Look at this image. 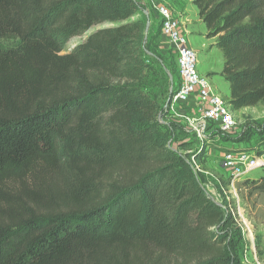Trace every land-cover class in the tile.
<instances>
[{
  "label": "trees",
  "instance_id": "obj_1",
  "mask_svg": "<svg viewBox=\"0 0 264 264\" xmlns=\"http://www.w3.org/2000/svg\"><path fill=\"white\" fill-rule=\"evenodd\" d=\"M191 1L230 110L264 107V0ZM136 3L0 0V264H239L229 202L171 148L142 88L158 78L145 54L159 57ZM241 186L264 195V178Z\"/></svg>",
  "mask_w": 264,
  "mask_h": 264
},
{
  "label": "rangeland",
  "instance_id": "obj_2",
  "mask_svg": "<svg viewBox=\"0 0 264 264\" xmlns=\"http://www.w3.org/2000/svg\"><path fill=\"white\" fill-rule=\"evenodd\" d=\"M178 2V7L176 8L181 15L182 22L185 23L186 29L189 32V42L190 46L197 53L198 73L207 78L216 93L223 99L227 100L230 95L223 89V87L215 86V84L210 80V72L205 74L208 68H211L215 72H222L223 69V56L220 50L212 47V42L210 43L205 51H202L201 36H199L198 26H202L203 30L206 31L204 24L200 23L198 20L197 8L192 4V7L187 11L182 0H176ZM138 12L131 19V21H142L147 25L146 12L149 13L150 23L154 21L156 23L153 27H149V32L146 36V42L150 45V52L157 54L151 58V56L145 54V60H148L157 71L158 78L151 75L147 83L143 85V90L153 95L159 102L161 107V114L159 115V124L161 130H167L166 126L163 124L165 110L167 109V103L170 98V94L173 90L180 86V80L177 72L176 66V55L175 53L166 57L165 67H163V58L157 53L159 50L158 45L160 38V21L156 15V9L153 8L151 4H142L139 0L137 1ZM188 18H193L194 24L190 25V21L186 20ZM199 22V25H195ZM152 25V24H151ZM157 25V26H156ZM115 26V24H105L101 26H96L92 28L88 33L71 38L67 43L62 54L70 53L74 48L83 44L87 38L95 33L96 31ZM191 31V32H190ZM159 35L156 40L155 36ZM205 41L208 39L205 38ZM210 41V40H209ZM206 44V42H204ZM7 46V44L4 43ZM149 52V51H148ZM169 75L174 78L177 77L176 82L171 83ZM225 80V79H224ZM224 82V81H223ZM226 82V81H225ZM172 85V86H171ZM237 118L241 122V126L235 132H224L214 127L212 124L210 126L209 135L207 138L197 140L192 133L184 132L181 125L180 132L175 129V135H171V148L173 150L180 151L183 156H188L191 159L192 156H199L200 160L198 164L206 172V174L200 176L204 181V188L208 196L215 200L218 204H221L224 198L229 202L232 212L236 217V226L233 227L234 233L232 238L238 243L237 255L239 264H264V258L259 259V253L257 252V245L259 249L264 254V195L260 194H250V187L241 186L242 182L246 180H260L264 178V169H256L249 174H247L236 186L239 201H236L232 194H230L229 189L226 188V184L229 180L230 172L225 168L224 156L229 152H240V151H260L261 146H264V107L259 109H248L236 114ZM182 142L183 143L182 145ZM220 180L226 190V193L219 194V182ZM239 188V189H238ZM56 196V195H55ZM56 202H58L56 200ZM156 253H152L154 258ZM144 261V260H143ZM159 264H163L162 261Z\"/></svg>",
  "mask_w": 264,
  "mask_h": 264
},
{
  "label": "built area",
  "instance_id": "obj_3",
  "mask_svg": "<svg viewBox=\"0 0 264 264\" xmlns=\"http://www.w3.org/2000/svg\"><path fill=\"white\" fill-rule=\"evenodd\" d=\"M155 9L160 21L161 36L167 38L175 48L180 80L177 92L171 96L170 112L186 123L189 132L197 140L208 137L211 124L224 132H235L241 126V122L230 110L225 99L216 93L210 81L198 73L197 53L190 46L189 32L182 22V17L164 4H157ZM223 161L225 168L230 172L229 192L236 201H239L237 183L250 172L264 169V146H261L260 151L226 153ZM190 162L195 173L206 174L198 164L196 156H192ZM218 182L223 193H226L222 182L220 180ZM229 210L232 212L230 205Z\"/></svg>",
  "mask_w": 264,
  "mask_h": 264
},
{
  "label": "crops",
  "instance_id": "obj_4",
  "mask_svg": "<svg viewBox=\"0 0 264 264\" xmlns=\"http://www.w3.org/2000/svg\"><path fill=\"white\" fill-rule=\"evenodd\" d=\"M137 1L138 0H136V2ZM139 1L142 4H144V5L151 4L153 6V8H155V6L157 4L167 5V6H169L175 12V14H177L178 16H181L180 15V12L176 9L178 7V5H179L176 0H139ZM182 1L184 2V5L186 7V10L188 11L192 7V1L191 0H182ZM145 14L147 16V20L150 23L149 13L146 12ZM191 19H193V18L186 19V20H189L190 21V25L189 26H191V25L194 24V21L191 20ZM153 23H154V21L150 23V26L151 27H153L156 23L158 24V22L154 23V25H153ZM198 23L199 22H196L195 25H199ZM198 29H199V36H201V39L203 41V42H201V44H202V51H205L207 49L208 45L210 44V43H207V42H212V44H213V43H215V40L214 39H211L209 41V39H208V41L207 40L205 41L204 39L206 38L205 35L207 33V30L206 31L203 30L202 26H200V25L198 26ZM204 42H206V44ZM159 43L160 44L158 45V48H159L158 53L160 54L161 57H163V60H164L163 61V67L166 69L165 64H164V62H167L166 61V57L167 56H170L171 55L170 53L174 54V49L175 48H174V46H172L170 44V42H169V40L167 38L162 37V36H160V38H159ZM209 72H210V75L209 76L211 77L210 80L215 84V86H218L219 88L220 87H223V89L225 91H227V93L230 95V86H229V84L227 82H225L224 78L221 76V72L220 71L215 72L211 68H208L205 74H208ZM173 80L177 81V77H175V78L173 77ZM175 81H173L171 83H173V84L175 83V85H176V82ZM163 124L166 126V128H168L170 130V132H172L173 135H175V132H177L178 130H179L178 132H180V130H182L180 128L181 126L183 127L184 132L190 133L189 130H188V128H187L186 123L183 122L181 119L177 118L174 114H172L170 112V110H169V107L165 110ZM178 125H181V126H178ZM175 129H177V131H175ZM183 143H185V142H182V145H183Z\"/></svg>",
  "mask_w": 264,
  "mask_h": 264
},
{
  "label": "water",
  "instance_id": "obj_5",
  "mask_svg": "<svg viewBox=\"0 0 264 264\" xmlns=\"http://www.w3.org/2000/svg\"><path fill=\"white\" fill-rule=\"evenodd\" d=\"M149 26H150V23H149V21H148V22H147V25H146V30H145L146 36H147V34H148V32H149ZM145 43H146V38H145ZM169 77H170L171 82H173V77H172L171 75H169ZM172 94H173V93L170 94V98H169V101H168V103H167V108H168L169 105H170ZM214 201H215V200H214Z\"/></svg>",
  "mask_w": 264,
  "mask_h": 264
}]
</instances>
